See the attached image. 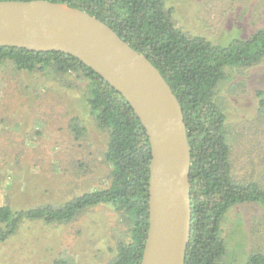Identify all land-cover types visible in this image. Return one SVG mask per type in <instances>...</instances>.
Returning a JSON list of instances; mask_svg holds the SVG:
<instances>
[{
	"label": "rangeland",
	"instance_id": "1",
	"mask_svg": "<svg viewBox=\"0 0 264 264\" xmlns=\"http://www.w3.org/2000/svg\"><path fill=\"white\" fill-rule=\"evenodd\" d=\"M178 28L215 42L248 38L264 25L263 0H163ZM9 64V63H8ZM217 97L226 114L234 178L264 188V120L256 90H264V59L246 68H226ZM0 65V204L13 209L61 205L106 188L110 163L105 131L86 104L82 77L42 71L14 73ZM78 84V85H77ZM82 127L76 135L71 125ZM225 252L219 264H244L264 253V207L237 203L222 217ZM126 221L111 204L85 208L67 222L27 221L0 242V264H108Z\"/></svg>",
	"mask_w": 264,
	"mask_h": 264
},
{
	"label": "trees",
	"instance_id": "2",
	"mask_svg": "<svg viewBox=\"0 0 264 264\" xmlns=\"http://www.w3.org/2000/svg\"><path fill=\"white\" fill-rule=\"evenodd\" d=\"M49 1L65 2L106 23L143 53L169 84L183 111L190 148L191 228L184 264H219L225 252L220 234L223 215L242 202L264 207V188L232 175L226 114L216 95L217 87L226 76V68H246L264 59V25L248 38L215 42L178 28L173 8L166 7L163 0ZM8 63L14 73L42 71L84 79L86 104L96 126L107 135L103 155L111 170L106 188L83 193L61 205L13 209L0 204V242L17 233L24 222H67L85 208L106 203L128 225L127 239L117 242L108 264H139L148 226L151 151L132 107L98 73L68 53L0 45V65ZM256 95L264 120V90H256ZM71 128L81 135L82 127L72 124ZM53 264L68 263L55 260ZM244 264H264V253L249 254Z\"/></svg>",
	"mask_w": 264,
	"mask_h": 264
},
{
	"label": "water",
	"instance_id": "3",
	"mask_svg": "<svg viewBox=\"0 0 264 264\" xmlns=\"http://www.w3.org/2000/svg\"><path fill=\"white\" fill-rule=\"evenodd\" d=\"M0 45L68 53L126 99L151 151L139 264H184L191 228L190 148L182 108L159 70L106 23L65 2L0 0Z\"/></svg>",
	"mask_w": 264,
	"mask_h": 264
}]
</instances>
